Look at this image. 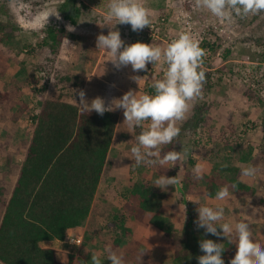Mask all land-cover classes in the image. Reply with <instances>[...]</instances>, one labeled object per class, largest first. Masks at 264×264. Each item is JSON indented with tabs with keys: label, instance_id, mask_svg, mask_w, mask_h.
Segmentation results:
<instances>
[{
	"label": "rangeland",
	"instance_id": "rangeland-1",
	"mask_svg": "<svg viewBox=\"0 0 264 264\" xmlns=\"http://www.w3.org/2000/svg\"><path fill=\"white\" fill-rule=\"evenodd\" d=\"M62 1L0 0V7H4L6 14L0 15V21H9L19 29L14 32V42H0V89L6 86L9 91L17 88V96L9 98L6 106L0 105V183L7 189L2 197L6 201L10 198L14 178L17 177L18 168L30 142L32 129L29 112L35 110L38 100L33 91L35 83L32 84L30 78H39L42 74L40 71L43 70L41 68L44 67L49 73L50 82L45 96L56 98L62 95L67 102H74L75 97H79L76 94L73 96L72 90H78L76 86L72 87L62 80L59 82L65 75L77 76L79 90L85 91L89 101L99 96L106 102L121 98L129 90L144 94L145 86L158 79L147 73L151 63L146 65V70L135 73L130 65L117 70L108 61L110 57L106 51L97 49L98 35H107L110 30L105 23H115L105 21L110 0H76V6L80 9L76 25L63 18L59 10ZM143 3L150 10L151 24L136 33L152 35L155 33L150 30L152 25L153 30L159 29L160 32L159 36H155L154 42L146 44L165 48L166 42L176 36L181 27L188 32V27L181 26H187V23L195 33L191 37L203 36L210 45L216 44L211 51V58L207 57L208 64L203 65L210 86H203L202 96L191 102L192 107L186 119L177 122L180 134L168 144L169 148L164 152L177 151L182 153V158L163 166L135 165L130 148L140 130L130 133L127 125L123 124V110L115 109L121 120L109 153V162L88 219L74 231V234L83 238L82 244L72 246L66 243L67 238L73 236L68 232L61 244L46 246L55 248L60 260L67 261L68 255L72 254L75 256V264H91V256L97 255L102 264H110L106 260L105 249L111 247L115 238H123L117 227L121 220L115 221L114 217L123 220L124 214L128 226L126 228L131 231L114 251L123 254L125 264H172L173 248L161 231L149 224L150 215L139 209L137 198L130 195L133 184L139 183L166 194L162 208L176 230H182L190 218H194V221L198 219L197 202L212 206L219 204L225 209V217L221 223L227 222L233 229L237 224L243 223L251 231L253 246L264 248V91L262 88L258 93L262 96L261 103L248 100L246 95L250 92L248 88L255 87L251 84L253 77L256 75L255 78H258L264 72V12L249 14L244 18L233 16L231 21H225L212 15L207 9L198 8L196 0H143ZM49 12L59 14V19L49 16L48 24H45L44 17ZM161 17L167 18V21L164 22ZM66 25H72L75 30L67 31ZM48 27L62 28L65 33L73 36H89L90 41L81 43L66 36L57 51L49 44L47 47H40ZM111 30H119L121 39L126 44L133 43V38L129 35L132 31L130 25L117 24ZM29 47L34 49L32 53H29ZM101 54L106 57L100 58ZM217 62L218 66H214ZM218 67L221 77L217 80L212 77V72L215 68L218 70ZM132 76H139L141 79L137 83L131 79ZM40 82V85L44 84L43 80ZM111 83L116 85L115 88ZM118 89H122L123 93ZM26 97L30 98L29 102ZM26 100L27 108L18 113L17 106ZM13 117L17 119L13 120ZM193 139L197 143L192 148L190 145ZM228 146H232L233 151L228 150ZM249 150L252 152L249 161L239 162L237 158ZM188 154L195 160L192 167L189 165ZM197 165L202 168V175L210 176L220 186L219 190L227 187L229 197L217 201L215 198L183 196V177L192 174L197 180L193 171ZM236 166L242 170L252 168L257 172L254 181L243 178L242 173L240 175L239 180L250 188L248 191H233L226 179L229 175L220 172L221 168ZM167 171H172V177L176 176L180 183L170 185L167 191H162L152 184L161 175L171 178ZM199 184L196 185L197 190L202 188ZM2 205L0 201V214ZM192 227L194 232L200 230L196 226ZM85 237L86 243L83 244ZM213 237L217 243L227 242L223 236ZM232 243L234 249L228 256L229 264L238 255L234 236Z\"/></svg>",
	"mask_w": 264,
	"mask_h": 264
},
{
	"label": "trees",
	"instance_id": "trees-1",
	"mask_svg": "<svg viewBox=\"0 0 264 264\" xmlns=\"http://www.w3.org/2000/svg\"><path fill=\"white\" fill-rule=\"evenodd\" d=\"M3 8L0 7V15H6ZM59 10L65 20L76 25L77 16L80 14L76 0H63ZM161 18L164 22L167 21V18ZM15 31L19 29L9 21H0V42L6 44L14 42ZM130 34L133 43L146 44L152 41L151 35L145 32L139 34L131 31ZM66 36L81 43L90 41L89 36H73L65 33L62 28L48 27L39 46L47 47L49 44L54 51H57V47ZM203 41L201 48L208 46L210 50L215 49L216 44L210 45L206 38ZM29 50V53L34 51L32 47H29ZM149 65L151 69L153 65ZM41 70L42 74L39 78L36 80L30 78V82L35 83L36 87L33 91L38 98L35 110L29 112L31 138L18 168L13 190L12 187L9 190V192L12 190V193L7 201L2 198L7 189L0 183V201L3 204L0 214V262L3 264H75L74 255L69 254L67 261H61L57 258V250L46 244L52 241L63 242L68 232L76 231L88 219L121 120L118 111L106 112L103 116L95 112L88 114L78 108L76 101L67 102L62 95L56 98L45 96L50 82L49 73L44 67ZM150 71L151 74L152 69ZM255 76L251 83L255 87L248 88L250 92L246 95L248 100L261 103L262 96L258 93L264 88L262 82L264 73L260 78ZM38 79L43 80L44 84L40 85L41 80ZM61 80L72 87L76 86L78 90L80 88L77 76L65 75L59 82ZM204 85L210 86L207 82H204ZM6 88L8 86L0 89V105L4 104V106L9 98L17 96V88L10 91ZM152 92L151 84H147L143 93ZM75 98L79 102L77 96ZM26 99L29 102L30 98L26 97ZM27 100L17 106L18 113H22L27 108ZM13 118V120L17 119ZM195 143L197 142L193 139L190 146L193 148ZM168 148L169 145H165L162 152L164 153ZM228 150L233 151L232 146H228ZM188 151L190 152V149ZM250 151L242 153L237 160L247 163L252 153ZM188 159L189 165L194 166L195 160L190 154ZM220 172L229 175L226 179L233 191L243 192L250 189L239 180L241 168L226 167L221 168ZM167 173L171 177L174 174L172 171ZM197 184L202 188L197 190ZM219 188L220 186L207 175H202V178L196 180L192 174H186L181 185L183 196L194 195L202 199L203 197L214 199ZM130 195L137 198L139 209L150 215L149 224L160 230L173 248L172 264H198L197 257L203 255L199 249V241L211 239L216 242L213 235L205 234L204 229L193 231L192 226H196L194 218H190L182 230H176L169 223L162 208V203L167 198L165 193L154 191L151 186L135 183ZM122 217L123 220L115 216L114 220H121L117 227L125 238L130 234L131 229L126 228L124 214ZM123 238H115L111 248L116 250ZM233 246L232 242L224 243L225 250L222 255L224 264H229L228 256L234 249Z\"/></svg>",
	"mask_w": 264,
	"mask_h": 264
},
{
	"label": "clouds",
	"instance_id": "clouds-1",
	"mask_svg": "<svg viewBox=\"0 0 264 264\" xmlns=\"http://www.w3.org/2000/svg\"><path fill=\"white\" fill-rule=\"evenodd\" d=\"M196 6L207 9L212 15L225 21H231L233 16L244 18L249 14L264 12V0H196ZM49 16H56L59 19V14L46 13L45 24H48ZM105 21L115 23L114 25L105 23L110 30L107 35H98L96 47L98 50L106 51L110 57L108 61H111L115 69L120 70L130 65L135 73L146 70L149 63L162 64L166 67L162 77L154 79L151 84L152 93L139 94L129 90L121 98L106 102L99 96L89 101L84 90H72L73 96L76 94L79 97V102L75 99L78 108L84 113L95 112L100 116L115 109H122L123 124L127 125L129 132L135 133L137 129L140 130L134 137V145L130 148L135 165L146 164L155 167L180 160L182 153L169 151L162 154L161 150L179 136L180 128L177 122L186 119L192 107L191 102L202 96L204 82H207L203 70L205 50L188 33H180L163 49L142 42L126 44L121 39L119 30L111 29L117 24H128L133 32L149 27L151 13L144 6L143 0H110L106 8ZM66 28L69 32L75 30L72 25H66ZM131 79L138 83L141 78L132 76ZM193 171L197 178H202L203 170L199 165L195 166ZM256 176L255 169L242 170V177L248 181H254ZM179 183L180 180L176 176L169 178L161 175L152 185L167 191L168 186ZM229 195L228 188L222 187L215 193L214 198L223 201ZM197 203L198 219L194 221L197 229H204L205 234L223 236L229 243L234 236L238 255L231 264H264V248L253 246L251 231L247 226L240 223L233 229L231 224L221 223L225 217L222 205ZM199 249L203 255L197 257L198 264H224L222 259L224 243L201 239ZM105 252L106 260L110 261V264H125L123 254H117L111 247H107ZM91 264H102V261L99 256L92 255Z\"/></svg>",
	"mask_w": 264,
	"mask_h": 264
},
{
	"label": "built area",
	"instance_id": "built-area-1",
	"mask_svg": "<svg viewBox=\"0 0 264 264\" xmlns=\"http://www.w3.org/2000/svg\"><path fill=\"white\" fill-rule=\"evenodd\" d=\"M188 25L187 26H185V25H181V26H184V27H188V32H185V30H182V27H181V29H179L178 30V32L176 33V36H173L170 40H168L167 42H166V46H165V48L167 47V45L173 40V39H175V38H177V36L180 34V33H188V34H190V36H192V34H195V33H193V31H192V28H191V26H190V24L189 23H187ZM154 29V26L152 25V26H150V30H151V32L152 31H155V33L154 34H152L151 35V37H152V41L151 42H154L155 41V36L157 35V36H159V29H156V30H153ZM200 35V34H199ZM194 40H196V41H198L199 42V46L200 47H202L201 46V44H202V41H203V36H197V38L196 37H192ZM204 50H205V52H206V56L204 57V63H203V65L204 64H208L207 63V57H210L211 58V51H210V49L206 46V47H204L203 48ZM212 65V64H211ZM214 66H218V62H217V64H213ZM165 67L166 66H164V65H162V64H156V65H153L152 67H151V69H152V73L150 74L151 76H153L154 78H159V76L160 77H162V75H163V72H164V70H165ZM151 69H147V72L148 73H150L151 71ZM203 70L206 72V68L203 66ZM221 73V72H220ZM219 73V67H218V70H216V68L213 70V72H212V77H215L214 79H219V77H221V74ZM264 73V72H263ZM263 73H260V75H259V78L262 76V74ZM262 82H263V84H264V79L262 80ZM252 86L254 87V84H252ZM263 91H264V88H263ZM70 237V238H69ZM68 238H67V240H66V243H68V244H70V245H72V246H79L80 244H81V242H82V238L80 237V236H76V235H73V236H69ZM73 241H75V243L73 242Z\"/></svg>",
	"mask_w": 264,
	"mask_h": 264
},
{
	"label": "crops",
	"instance_id": "crops-1",
	"mask_svg": "<svg viewBox=\"0 0 264 264\" xmlns=\"http://www.w3.org/2000/svg\"><path fill=\"white\" fill-rule=\"evenodd\" d=\"M105 55H106V54H105ZM103 57H106V56H104L103 54H101L100 58H103ZM100 58H98V59H100ZM108 73H110L109 70H108ZM105 74H106V73H105ZM117 75H120V74H117ZM122 75H123V74H122ZM122 75H121V76H122ZM132 75H134V73H133ZM121 76H120V77H121ZM111 84H113V87L115 88L116 85H115L114 83H111ZM117 88H118V87H117ZM118 91H119L120 93H123V92H121L122 89H121V90L118 89ZM15 181H16V178H14V182H15ZM127 227H128V226H127ZM70 233H74V231H70ZM55 243H56V244H58V243L61 244L62 242H59V241H52V242L47 243L46 245L51 246V244H55ZM59 244H58V245H59ZM58 254H59V253H57V258L59 257ZM58 259H59V258H58ZM59 260H60V259H59ZM61 261H64V260H61Z\"/></svg>",
	"mask_w": 264,
	"mask_h": 264
}]
</instances>
